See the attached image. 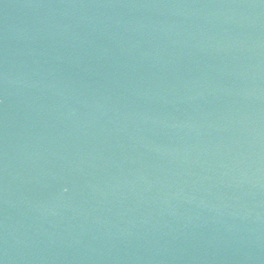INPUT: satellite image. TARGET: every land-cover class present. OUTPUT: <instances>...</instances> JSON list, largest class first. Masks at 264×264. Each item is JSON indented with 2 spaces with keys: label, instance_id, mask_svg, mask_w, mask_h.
<instances>
[{
  "label": "water",
  "instance_id": "95a60500",
  "mask_svg": "<svg viewBox=\"0 0 264 264\" xmlns=\"http://www.w3.org/2000/svg\"><path fill=\"white\" fill-rule=\"evenodd\" d=\"M0 264H264V0H0Z\"/></svg>",
  "mask_w": 264,
  "mask_h": 264
}]
</instances>
